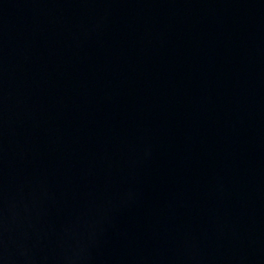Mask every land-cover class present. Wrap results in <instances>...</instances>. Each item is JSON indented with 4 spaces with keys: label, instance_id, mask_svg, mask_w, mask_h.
Instances as JSON below:
<instances>
[{
    "label": "water",
    "instance_id": "obj_1",
    "mask_svg": "<svg viewBox=\"0 0 264 264\" xmlns=\"http://www.w3.org/2000/svg\"><path fill=\"white\" fill-rule=\"evenodd\" d=\"M0 264H264V0H0Z\"/></svg>",
    "mask_w": 264,
    "mask_h": 264
}]
</instances>
